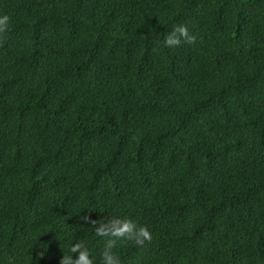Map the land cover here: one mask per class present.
I'll return each instance as SVG.
<instances>
[{
  "label": "trees",
  "instance_id": "1",
  "mask_svg": "<svg viewBox=\"0 0 264 264\" xmlns=\"http://www.w3.org/2000/svg\"><path fill=\"white\" fill-rule=\"evenodd\" d=\"M0 14V264H103L122 218L150 239L119 264H264V0ZM174 23L195 41L164 46Z\"/></svg>",
  "mask_w": 264,
  "mask_h": 264
},
{
  "label": "clouds",
  "instance_id": "2",
  "mask_svg": "<svg viewBox=\"0 0 264 264\" xmlns=\"http://www.w3.org/2000/svg\"><path fill=\"white\" fill-rule=\"evenodd\" d=\"M8 28L9 16L7 14H0V34L7 32ZM162 37L163 45L170 48L176 47L182 42L190 45L196 39L189 31V28L183 23H174L171 26V30L164 32ZM95 232L98 236L108 234L103 225L97 227ZM148 239H150V233L146 226H137V224L129 218L120 219L119 227L111 229L110 238L105 241L104 251L102 252L103 264H119L118 257L112 251L113 245L117 240L135 241V243L140 244ZM81 247L82 245L80 243L73 244L70 248V252L77 253V249ZM73 260L72 255L64 256L60 260V264H73ZM75 260L77 264H93L86 250L79 251Z\"/></svg>",
  "mask_w": 264,
  "mask_h": 264
}]
</instances>
